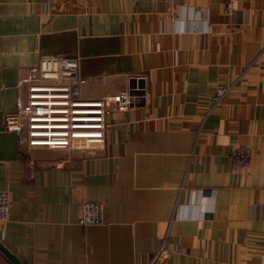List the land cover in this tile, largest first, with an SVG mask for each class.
<instances>
[{
    "label": "crops",
    "instance_id": "obj_1",
    "mask_svg": "<svg viewBox=\"0 0 264 264\" xmlns=\"http://www.w3.org/2000/svg\"><path fill=\"white\" fill-rule=\"evenodd\" d=\"M52 55L78 58L84 98L137 89L102 145L5 130L18 80ZM0 191L20 264H147L162 244L167 264H264V0H0ZM83 201L103 224L77 223Z\"/></svg>",
    "mask_w": 264,
    "mask_h": 264
},
{
    "label": "built area",
    "instance_id": "obj_2",
    "mask_svg": "<svg viewBox=\"0 0 264 264\" xmlns=\"http://www.w3.org/2000/svg\"><path fill=\"white\" fill-rule=\"evenodd\" d=\"M226 10H230L229 4ZM85 84L87 80L78 73L75 55L40 58L17 82V88L22 91L15 99V109L4 115L5 130L22 137L29 149L70 150L102 145L107 116L113 110L125 111L133 106L136 88L129 86L88 99L80 93ZM226 90L225 87L215 90L213 106L220 104ZM249 157L248 150L235 149L230 154V165L235 170H246ZM9 211L10 196L0 191V223L8 219ZM77 223L81 226L103 224V204L81 202ZM171 255L172 251L162 244L147 264H167Z\"/></svg>",
    "mask_w": 264,
    "mask_h": 264
},
{
    "label": "water",
    "instance_id": "obj_3",
    "mask_svg": "<svg viewBox=\"0 0 264 264\" xmlns=\"http://www.w3.org/2000/svg\"><path fill=\"white\" fill-rule=\"evenodd\" d=\"M0 252H2L13 264H20V262L1 242H0Z\"/></svg>",
    "mask_w": 264,
    "mask_h": 264
},
{
    "label": "bare ground",
    "instance_id": "obj_4",
    "mask_svg": "<svg viewBox=\"0 0 264 264\" xmlns=\"http://www.w3.org/2000/svg\"><path fill=\"white\" fill-rule=\"evenodd\" d=\"M89 136H94V134H89Z\"/></svg>",
    "mask_w": 264,
    "mask_h": 264
}]
</instances>
